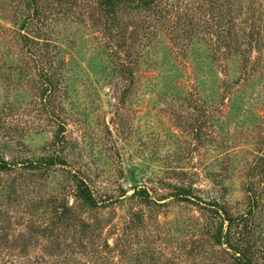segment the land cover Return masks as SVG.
<instances>
[{
	"label": "rangeland",
	"instance_id": "rangeland-1",
	"mask_svg": "<svg viewBox=\"0 0 264 264\" xmlns=\"http://www.w3.org/2000/svg\"><path fill=\"white\" fill-rule=\"evenodd\" d=\"M250 1L252 29L257 23L250 59H227L209 54L207 0H163L180 25L179 39L152 29L146 46L134 44L137 73L129 88L127 51L104 32L95 0H76L43 25L58 59L48 113L24 47L35 26L20 29L29 15L25 0H0V155L20 165L59 153L61 122L68 160L46 172L19 166L0 174V264H234L232 251L211 238L220 217L203 201L170 195L172 184L182 183L232 216L249 212L264 264V176L248 178L251 168L264 172V0H241L244 10ZM148 17L134 13L126 21ZM72 173L106 205L83 206ZM135 188L149 189L153 201L129 198ZM65 197L89 225L85 231L51 232L45 205Z\"/></svg>",
	"mask_w": 264,
	"mask_h": 264
},
{
	"label": "trees",
	"instance_id": "trees-1",
	"mask_svg": "<svg viewBox=\"0 0 264 264\" xmlns=\"http://www.w3.org/2000/svg\"><path fill=\"white\" fill-rule=\"evenodd\" d=\"M207 1V4L202 3L203 8L206 7L205 9L209 11L204 16L206 18L203 23L205 24L206 22V24H203V27L210 34L207 41H209L208 50L211 57L213 58L216 53H219L227 59L234 55L250 59L252 39L254 38L257 24L255 22V29H252V1H250L247 10L243 9L244 6L241 0L238 2L235 0ZM75 4L76 0H25V8L28 9L29 15L20 24V29H27L30 24L35 26L33 34L24 36V39H26L24 47L29 49V56L34 62L36 73L42 80L43 88L40 96L48 113L50 112L46 105L52 102L51 97L54 93L55 85H57L55 63L58 59L52 52L55 46L49 41V33L43 25H49L51 21L53 23L58 15L68 13ZM215 9L216 14L213 11ZM94 10L108 37L122 47L124 51H127V59L129 61H127L126 65H129L124 68V72L127 75L129 88L135 84L137 73V65L130 60L133 45L142 43L146 46L151 38L150 34L154 32L153 30L157 33L163 30H170L176 39H179L180 36V29L178 28L180 25L178 26V22L176 23L170 19V16L173 15L172 10L170 7L163 6V0H95ZM142 12H151L153 19L151 20L148 17L149 20L146 19L142 22L135 21V19L130 20L131 23L126 21L134 13ZM238 20H240V24ZM248 21H251L249 25L247 24ZM243 24H247V26L245 27ZM187 32L189 31L187 30ZM193 34L196 35L197 32H193ZM59 61L61 62V60ZM128 94L129 92H126L124 96L127 97ZM64 132L65 126L60 122L55 134L54 145L60 148L59 153L61 152V154L65 149ZM59 153H54L52 156H42L36 161L27 160L24 163H20V165L0 155V174L9 173L19 166L27 170L46 172L58 165H68L67 157ZM260 175L264 176L262 170L256 171L254 169L252 172L251 168L248 178L251 182V179ZM72 179L75 184L74 195L83 206L93 210L106 205L104 198L99 197L95 193V190L85 177L72 173ZM172 186L175 191L170 195L176 200L191 203L203 201L210 214H217L220 217V221L217 222L211 238L215 244L226 246L232 251L234 264H262L258 261L261 254L255 249L254 235L253 231H251L252 226L249 224L247 216L249 212L246 215L232 216L226 207L217 200L208 202L202 199L194 185L182 183L172 184ZM12 187L15 186L12 185ZM11 190L16 196L17 191L14 188H11ZM248 191L250 194L253 193L251 185H248ZM123 192L121 196H125L127 193L126 190H123ZM136 197L143 204H149L153 201V196L147 188H135L129 198ZM160 199H164V196ZM45 206L50 208L51 232L57 226H63L64 229L82 227L84 231L89 227L66 197L61 201H57V199L48 200ZM27 244L28 241L22 239L21 245L26 247Z\"/></svg>",
	"mask_w": 264,
	"mask_h": 264
}]
</instances>
